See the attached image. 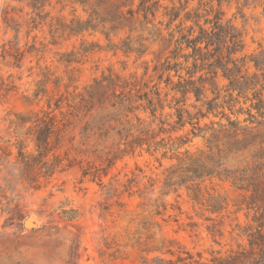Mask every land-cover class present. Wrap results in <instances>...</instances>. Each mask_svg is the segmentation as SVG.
<instances>
[{
  "label": "rangeland",
  "instance_id": "1",
  "mask_svg": "<svg viewBox=\"0 0 264 264\" xmlns=\"http://www.w3.org/2000/svg\"><path fill=\"white\" fill-rule=\"evenodd\" d=\"M110 1L118 5L115 13L124 16L128 23L111 32L108 41L101 31L57 34L51 39L50 24L54 27L58 22L87 18L88 11L75 0H48L43 8L46 18L36 17L34 21L28 0H0V144L13 139L9 128L11 112L48 109L60 119L61 112L73 111L68 114L69 124L55 150L64 157L62 163L71 164L63 170L56 169L48 179L41 177L38 187L27 178L17 177L12 158L10 163L0 158V264H139L136 249L125 247L122 257L114 258L108 255L105 241L123 244L127 240L124 232L127 221L136 222L149 215L161 226L160 231L154 228L157 236L173 240L195 257L200 253L201 261L208 262L213 255L238 249V244L246 246L245 239L236 237L233 228L236 224L251 223L253 215L264 213V121L256 124L261 119L254 109L251 110L255 114L253 123L244 121L246 113L232 114L225 109L231 119L252 128L257 136L241 150L228 152L224 159L229 169L242 171L248 178L243 188L230 180L213 178L204 182L228 203L225 211L212 215L216 224L212 234L207 229L212 222L198 216L199 209L184 188L161 194L163 169L175 162L180 152L193 151L204 144L201 136L191 133L186 115L184 125L176 123L175 109L166 105L172 92L161 111L160 118L166 122L161 125L158 118L151 122L148 111L135 110L147 132L140 135L137 145L122 142L118 149L115 128L108 127L105 135L95 128L86 135L82 133L86 122L93 123L99 115L115 110L109 101H103L108 108L83 115L84 108L77 98H72L94 78L109 71L119 76L116 93L137 99L144 92L153 96L157 89L164 98L168 89L164 81L167 73L161 79L158 77L160 64L171 55L175 39L186 33L189 26H193V35L198 31L193 20H184L187 10L200 14L198 23L204 28L211 26L204 23L205 19L211 20L215 12H220L221 23L232 25L241 34L243 48L235 56H246L245 67L252 74L256 70L250 59L255 57L264 63V0H173L172 3L159 0L160 7L154 15L148 14L146 20L141 14L131 17L126 14L127 9H136L139 0ZM172 4L176 8L186 5V9L169 23L163 7L169 8ZM14 24H18L17 32L12 28ZM127 36L134 48L143 50L142 54L109 49L110 43H118ZM10 44L22 52L19 61L12 54H2V48ZM83 48L87 51L83 52ZM71 51L77 52L76 61L63 60L62 54ZM188 52L190 48L182 43L181 53ZM177 61L182 62L183 57ZM45 71L49 74L45 92L35 97L36 84L44 78ZM170 75L173 81L177 80L173 70ZM226 82L219 78V85ZM110 92L107 91V96ZM58 98H61L60 108L55 106ZM193 103V96H189L184 106L192 114L196 111L191 107ZM249 103L242 104L243 109ZM121 120L136 124L133 113ZM218 121L226 124L225 118L212 115L201 119L199 124L209 135L212 129L208 126L219 129ZM110 123L117 125L113 120ZM218 136L222 137L223 132ZM129 179L134 182L126 188ZM118 202L123 204L122 208L117 206ZM156 204L165 206L162 215L151 213ZM70 208L79 212L73 220L61 214L62 209Z\"/></svg>",
  "mask_w": 264,
  "mask_h": 264
},
{
  "label": "trees",
  "instance_id": "2",
  "mask_svg": "<svg viewBox=\"0 0 264 264\" xmlns=\"http://www.w3.org/2000/svg\"><path fill=\"white\" fill-rule=\"evenodd\" d=\"M75 1L88 11L87 18L84 20L73 18L69 23L58 22L54 27L50 24L52 40L57 34L78 35L85 31H101L105 32L107 40L110 41L109 34L124 28L128 23L124 16L115 13L118 5L110 0ZM169 1L172 3L173 0ZM47 3L48 0H28L27 4L35 15L32 21L36 17L46 18L47 12H43V8ZM159 7V0H139L136 9H127L126 14L130 17L134 14H141L146 20L148 14L154 15ZM163 8L166 10L165 15L168 17V22L171 23L181 11L186 9V5L176 8L172 4L169 8L167 6ZM199 18L200 14L196 10L194 13L190 10L185 11L184 20H193L198 31L193 35V26H189L186 33H182L175 39V47L171 50V55L160 64L161 71L158 77L161 79L163 73H167L164 81L168 89L164 93V98L157 89L153 91V96L144 92L138 94L137 99L123 95L122 92L116 93L115 84L119 76L112 74L111 71L108 74L102 73L100 78H94L92 83L84 86L83 91L73 95L72 98H77L78 103L84 108L83 115L92 110L102 111L108 108L103 105V101H109L110 106L115 110L99 115L93 123L86 122L82 133L86 135L88 131L95 128L105 135L108 127L115 128L118 134V146H116L118 149L122 142H128L131 146L137 145L140 142V135L147 132L143 120L134 113L135 110L148 111L152 118L151 122L156 118L159 119L161 125L166 122L160 116L164 101L172 92L166 105L175 109L176 123L180 126L184 125L183 117L186 115V119L191 124V133L201 136L204 144L193 151L180 152L175 157V162L163 169L161 194L184 188L193 205L199 209L198 216L212 222L207 229L214 234L216 224L212 215L221 214L227 209L228 203L224 196L214 188H208L204 182L217 178L230 180L233 184L243 188L248 178L242 171L229 169L224 159L228 152L241 150L251 144L257 136L252 128L240 125L237 119H231L225 109L227 108L232 114L246 113L247 118L244 121L248 123L255 122V114L251 112L254 109L261 119L256 121V124L264 121V63L255 57L250 59L256 71L249 74L245 67L246 56H235L243 48L241 34L232 25L221 23L220 12H215L211 20L205 19L204 23H211L209 28L200 25ZM4 20L7 22L8 19L4 18ZM12 28L17 32L18 24H14ZM182 43L185 48H190V52L181 53ZM109 49L114 52L117 50L123 53L135 52L138 56L143 53L142 49L132 46L128 36L118 43H110ZM86 51L87 49L83 48V52ZM2 54H12L16 61H19L22 56V52H19L13 44H10L8 48L3 47ZM180 56L183 57L182 62L177 61ZM62 57L65 61H76L77 52L64 53ZM171 70L177 76L176 81L171 79ZM48 76V71L43 72L44 78L37 82V89L34 90L35 97L45 92L44 87L49 80ZM219 78L227 82L219 85ZM109 90L111 92L107 96ZM189 96L194 98L191 107L196 111L193 114L184 107ZM240 98L243 99L242 102ZM136 100H139V103L135 104ZM247 101L250 103L247 108L243 109L242 104ZM60 103L61 98H58L55 102L56 108H60ZM237 105L239 107L235 109ZM67 106L70 107V103H67ZM158 111H160L159 117L156 116ZM72 113V110L68 113L61 112L59 119L52 110L48 109L11 112L9 128L13 139H7L4 145L0 144V158L3 157L8 163H10L9 158H12L11 165L17 170V177L27 178L30 183L38 187L41 177L48 179L56 169L63 170L71 164L62 163L64 157L57 154L55 150L69 124L68 114ZM129 113H133L136 124L130 123L129 120L122 122L121 118ZM209 115L225 118L226 124L218 121L219 129L208 126L212 131L206 135V130L199 122ZM111 120L117 125L111 126ZM220 132H223L222 137L218 136ZM86 174L84 170L83 176ZM132 182L134 181L129 179L126 188H129ZM117 206L122 208L123 204L118 202ZM160 206L162 210L159 209ZM164 210L163 204H156L151 213L159 216ZM206 213L208 215H205ZM61 214L68 220L79 216L78 210L73 208L62 209ZM133 220H128L124 226L126 242L120 244L115 241H105L109 256L121 258L124 254L123 248L129 247L136 249L139 264H264V213L253 215L251 223L236 224L233 228L236 230V237L245 239L246 246L238 244V249H230L225 255H213L208 262L201 261L200 253H197L195 257L173 240L161 235L157 236L154 228L160 231L161 226L152 216L141 217L136 222ZM132 225L133 229L130 228ZM194 225L191 223V226Z\"/></svg>",
  "mask_w": 264,
  "mask_h": 264
},
{
  "label": "bare ground",
  "instance_id": "3",
  "mask_svg": "<svg viewBox=\"0 0 264 264\" xmlns=\"http://www.w3.org/2000/svg\"><path fill=\"white\" fill-rule=\"evenodd\" d=\"M26 224H27V222H26Z\"/></svg>",
  "mask_w": 264,
  "mask_h": 264
}]
</instances>
